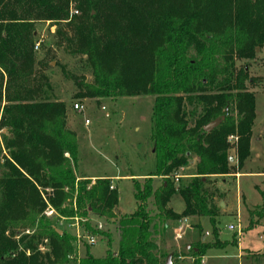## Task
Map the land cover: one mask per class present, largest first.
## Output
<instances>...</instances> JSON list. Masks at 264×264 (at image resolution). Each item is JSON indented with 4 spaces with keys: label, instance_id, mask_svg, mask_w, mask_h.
<instances>
[{
    "label": "trees",
    "instance_id": "trees-1",
    "mask_svg": "<svg viewBox=\"0 0 264 264\" xmlns=\"http://www.w3.org/2000/svg\"><path fill=\"white\" fill-rule=\"evenodd\" d=\"M82 1L83 13L75 18L70 30L76 37L77 53L87 58L85 64L92 69L93 83L77 97H154L150 138L156 168L142 184L133 181L137 208L117 221L118 251H107L105 256L93 258L87 247L78 264H159L154 235L157 223L196 217L208 219L216 238L214 243L199 244L193 250L191 264H200L208 250L222 249L224 244L218 241L216 232L223 194L216 187L209 191L207 184L211 177L226 176L231 170L227 136L235 133L238 137V170L250 152L255 98L245 89L247 70L235 73L233 62L253 60L255 49L264 48V0ZM5 5L0 1V66L12 81L18 78L19 70L31 74L29 49L33 44L28 27L20 28L15 23L18 20L14 11H7ZM47 7L48 10L38 11V17L47 21L61 18L60 8L49 3ZM65 41L69 48L74 46V40ZM112 66L115 69H110ZM126 68L128 73L124 72ZM34 94H40L39 85L23 88L15 83L7 88L6 100L19 103ZM232 108L236 120L230 117ZM9 114L17 131L23 120L28 121L26 139L34 143V151L41 147L38 151L45 160L37 169L34 157L12 154V160L29 179L12 166V179L5 190L4 214L18 212L25 198L29 202L39 200L35 189L39 185L53 190L56 199L52 203L61 216L84 221L86 231L104 236L91 227L89 214L113 218L118 195L110 189L109 180L96 179L93 184L90 180H76L63 157L68 153L73 162L77 160L74 135L65 129L64 104L43 98L37 103L12 106ZM17 114L23 119H16ZM219 118L223 121L217 128L203 132L204 126ZM193 157L198 160L194 178L188 185L175 188L170 179ZM154 178L163 180L155 190L151 186ZM175 195L183 202L179 215L166 209ZM260 195L264 211V192ZM151 199L154 214L146 207ZM55 223L56 217H41L37 235L38 239L48 240L53 259L41 257L34 245L19 251L15 241L5 237L3 231L0 241L11 258L5 264L67 263L66 258L74 252L75 239L65 231L60 230L59 235ZM25 251L30 255L26 256Z\"/></svg>",
    "mask_w": 264,
    "mask_h": 264
},
{
    "label": "rangeland",
    "instance_id": "rangeland-1",
    "mask_svg": "<svg viewBox=\"0 0 264 264\" xmlns=\"http://www.w3.org/2000/svg\"><path fill=\"white\" fill-rule=\"evenodd\" d=\"M0 1L6 3L7 11H14V17L18 20L15 23L20 28L28 27V37L33 44L29 49L32 59L30 75L22 69L16 73L17 79L9 81L8 74L0 66V234L4 231L5 237L15 241L19 251H23L27 245H34L41 257L53 259L48 240L38 239L37 235L41 217H56L57 229L65 231L75 239L72 243L74 252L66 258L65 264H78L87 247L93 258H101L107 251L116 253L119 247L117 221L121 217L129 216L137 208L133 181L137 180L142 184L149 175L154 174L156 168L150 138V114L154 97H77L85 91L86 86L93 83L92 69L85 64L87 58L77 53L79 50L74 44L76 37L70 30L76 23L75 18L83 13L82 0H46V4L34 3L32 0ZM111 1L116 3L119 0ZM48 3L61 9L59 20L47 21L38 17V11L48 10ZM72 10H76L78 14L71 16ZM6 19L9 20V16ZM65 39L74 40V46L69 48ZM9 61L13 59L9 58ZM233 64L235 73L244 68L247 70L245 89L255 98L250 152L238 170V137L235 133L230 134L237 138V142H229L230 135L227 136V156L231 170L226 176L211 177L207 184L209 191L213 192L216 187L223 194L220 201L224 207L219 209L216 232L218 241L224 244L222 249L208 250L200 264H264V211L260 195L264 192V48L255 49L253 60L235 59ZM110 69H115V66ZM124 72L128 73V69ZM15 83L21 84L23 88L39 85L40 94H34L31 99H23L19 103L7 102V88ZM43 98L50 102L63 103L65 106V129L74 135L77 160L73 162L68 153H64L63 157L68 160L76 180H90L92 184L96 179L109 180L118 195V203L112 211L113 218L89 214L88 222L91 227L104 233V236L90 234L84 227V221L61 216L54 206L55 203H52L56 199L53 190L39 185H35L39 200L29 202L25 198L18 212L4 214L5 190L12 179V166L28 178L12 160V154H28L34 157L37 169L41 168L43 159L45 160L42 152L38 151L41 147L34 151V143L26 139L28 121L23 120V126L17 131L12 125L9 110H12V106L37 103ZM76 102L83 106L80 113L71 108ZM230 117L233 120L237 118L234 108L231 109ZM15 118L23 119L20 114ZM85 120L89 121L88 125H85ZM192 160L195 161V166L188 163L177 171V175L188 178L179 179V182L170 179L175 188L188 185L194 178L198 160L196 157ZM162 181L154 178L151 182L152 188H159ZM218 201L217 198L216 203ZM67 206L72 208L70 204ZM146 207L151 214L156 213L152 199L146 203ZM166 209L179 215L183 210L181 198L175 195ZM32 216L34 220H31ZM229 225L234 227V231L228 230ZM179 227L182 228V235L176 240ZM154 235L159 264H166L168 256L170 264H191L193 250L197 245L212 244L216 240L208 219L197 217L168 219L164 223L159 221ZM89 236L94 237L93 245L87 243L86 238ZM187 245L189 249H186ZM4 251L6 249L0 241V264L11 260ZM25 255L29 256L30 252L25 251Z\"/></svg>",
    "mask_w": 264,
    "mask_h": 264
},
{
    "label": "built area",
    "instance_id": "built-area-1",
    "mask_svg": "<svg viewBox=\"0 0 264 264\" xmlns=\"http://www.w3.org/2000/svg\"><path fill=\"white\" fill-rule=\"evenodd\" d=\"M72 14H78V12L76 11V10H72L71 11V16H72ZM37 46L38 45H36V47L35 48H37ZM72 110L73 111H75V112H77V113H80V112H82L83 111V106L80 104V103H78V102H76V103H73L72 104ZM89 124V121L88 120H85V125H88ZM228 141L229 142H237V138L236 137H234L233 135H230L229 137H228ZM179 176L178 175H176L175 177H174V180H175V182H179ZM110 189H114L112 186L110 187ZM99 228H101V226H99ZM181 230H182V228L181 227H179L178 228V231H179V233L177 232V234H176V240H178V239H180L181 238ZM228 230L229 231H234V227L231 225V226H229L228 227ZM87 239V243L89 244V245H93L94 243H95V240H94V237H92V236H89V237H87L86 238Z\"/></svg>",
    "mask_w": 264,
    "mask_h": 264
},
{
    "label": "water",
    "instance_id": "water-1",
    "mask_svg": "<svg viewBox=\"0 0 264 264\" xmlns=\"http://www.w3.org/2000/svg\"><path fill=\"white\" fill-rule=\"evenodd\" d=\"M222 121H223V118H219V119H216V120L210 122L209 124H207L206 126L203 127V132L204 133H210V132H212L215 128H217L220 125V123ZM230 161H232V159H230ZM219 207L220 208H223V204L220 203ZM56 232L59 235L62 234V232L60 230H56ZM186 249H189V246H186ZM166 264H170V256L167 257Z\"/></svg>",
    "mask_w": 264,
    "mask_h": 264
},
{
    "label": "crops",
    "instance_id": "crops-1",
    "mask_svg": "<svg viewBox=\"0 0 264 264\" xmlns=\"http://www.w3.org/2000/svg\"><path fill=\"white\" fill-rule=\"evenodd\" d=\"M189 165H194V166H195V161L192 160L191 162H189ZM182 170H183V169H182ZM182 170H181V171H182ZM178 176H179L180 179H182V178H188V177H186V176H182V175H180V174H178ZM190 177H193V175H191ZM93 179H94V178H93ZM110 181H111V180H110ZM222 204H223V203H222ZM223 207H224V204H223ZM189 219H190V218H189ZM229 226H231V225H229ZM229 226H228V227H229ZM187 246H188V245H187Z\"/></svg>",
    "mask_w": 264,
    "mask_h": 264
}]
</instances>
